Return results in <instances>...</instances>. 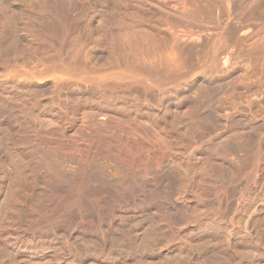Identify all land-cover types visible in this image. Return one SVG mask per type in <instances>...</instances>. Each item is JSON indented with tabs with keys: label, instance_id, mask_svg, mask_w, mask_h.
<instances>
[{
	"label": "bare ground",
	"instance_id": "1",
	"mask_svg": "<svg viewBox=\"0 0 264 264\" xmlns=\"http://www.w3.org/2000/svg\"><path fill=\"white\" fill-rule=\"evenodd\" d=\"M0 264H264V0H0Z\"/></svg>",
	"mask_w": 264,
	"mask_h": 264
}]
</instances>
